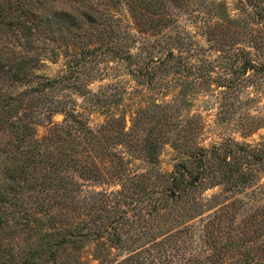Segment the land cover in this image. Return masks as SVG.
<instances>
[{
    "label": "rangeland",
    "instance_id": "374dc122",
    "mask_svg": "<svg viewBox=\"0 0 264 264\" xmlns=\"http://www.w3.org/2000/svg\"><path fill=\"white\" fill-rule=\"evenodd\" d=\"M54 1L77 19L73 39L44 31L27 47L16 33H0V49L30 60L31 86L59 81L39 97V108L22 105L40 154L70 156L92 173L81 178L67 168L61 174L77 186L53 181L49 191H26L25 200L46 195L55 220L90 236L80 254L85 264H132L138 253L143 264H264L261 169H252L256 179L246 188L207 183L178 205L159 194L162 176L197 148L231 143L247 155L264 153V0L258 7L239 0ZM85 12L95 27L81 24ZM22 84L7 81L2 90L30 89ZM48 106L63 112L48 121ZM74 118L96 137L82 136ZM146 141L157 148L154 164L145 158ZM156 196L168 203L153 213Z\"/></svg>",
    "mask_w": 264,
    "mask_h": 264
},
{
    "label": "trees",
    "instance_id": "16d2710c",
    "mask_svg": "<svg viewBox=\"0 0 264 264\" xmlns=\"http://www.w3.org/2000/svg\"><path fill=\"white\" fill-rule=\"evenodd\" d=\"M47 1L34 0L33 3L32 0H0L1 35L16 33L18 40H24L27 47H32L34 43V39L29 40L30 36L38 37L46 32L64 31L67 37L73 39L76 36L75 28L78 30L79 26L72 20L77 19L68 15L67 11H59L54 0ZM239 1L250 7L263 2ZM133 18H136V14H133ZM62 19L66 22L62 23ZM81 24L89 28L95 27L96 17L85 12ZM43 37L56 42L55 39ZM9 43V40H5L1 44L3 47ZM29 61L25 56L17 59L0 49V139L10 136V140L0 144V264H85L80 254L90 236L80 234L79 230H74L77 227L72 224L68 226L67 223L55 220L51 210L53 205L49 204L52 202L51 198L46 195H36L31 203L24 197L26 191L37 192L38 186H42L39 191H49L47 187L52 186L53 181L59 180L61 183L77 186V182L71 180L72 178L67 179L61 174L67 168L78 173L81 178H89L88 173H92L91 169L80 167L70 156L63 158L61 155L54 156L50 152L49 155H44L38 151L40 145L34 140V127L25 123L28 117H32L26 111L23 112L26 108L22 105L26 101L31 107L39 108L38 100L42 102L39 97L44 95L48 87L53 88L59 81H40L35 83V87L31 86V81L25 77ZM7 81L23 83L22 85H27L30 89L17 95L10 91L5 93L2 87ZM45 109L48 112V121L54 113L63 112V108L58 107L48 106ZM21 112L23 114L17 118ZM40 123L33 122L38 126ZM72 123L79 124L76 129L82 136L96 137V133L85 128L80 120L74 118ZM47 139L48 137L42 138L43 141ZM146 143L145 158L149 164H154L157 160V148L150 141ZM232 149L236 153H233ZM179 159L173 171L167 176H162L164 188L159 193L165 197L164 200L175 205L194 195L195 191L207 183L212 186L229 185V190L242 189L255 181L252 169H261L264 172V153L247 155L244 149L231 143L221 149L197 148ZM256 165L261 168H255ZM153 200V213L158 205H161L160 210L168 203L158 204L157 196L153 197ZM187 211L195 213L197 210L190 208ZM227 219L232 221L233 218ZM218 220L221 222V219ZM104 232L105 230H102L97 235L101 236ZM111 242L118 246L122 240L116 237L111 238ZM144 259L145 257L138 253L137 257L135 255L127 262L143 264Z\"/></svg>",
    "mask_w": 264,
    "mask_h": 264
}]
</instances>
